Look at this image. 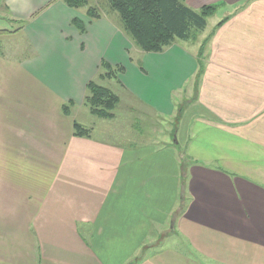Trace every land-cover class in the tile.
I'll return each mask as SVG.
<instances>
[{"label":"crops","instance_id":"0c3cea01","mask_svg":"<svg viewBox=\"0 0 264 264\" xmlns=\"http://www.w3.org/2000/svg\"><path fill=\"white\" fill-rule=\"evenodd\" d=\"M184 2L231 5L203 56L143 51L100 9L0 0L21 22L0 28V264H264V0ZM102 60L160 115L177 93L180 151L73 134Z\"/></svg>","mask_w":264,"mask_h":264},{"label":"trees","instance_id":"16d2710c","mask_svg":"<svg viewBox=\"0 0 264 264\" xmlns=\"http://www.w3.org/2000/svg\"><path fill=\"white\" fill-rule=\"evenodd\" d=\"M68 6L84 7L89 17L100 16L97 6L89 5L88 0H63ZM111 9L118 12L124 32L131 41L143 51H161L175 39H190L196 41L198 34L207 24V18L215 11L216 4H203L193 9L185 4L184 0H108ZM222 20L216 23L218 26ZM73 23L79 30L84 27L79 20ZM212 33V32H211ZM210 33V35H211ZM209 41V32L201 39L198 45L199 56L204 55L206 44ZM119 67H114L105 60L101 61L98 78L115 79ZM199 76V73H198ZM119 102V96L109 87L91 79L86 83V93L83 103L88 111L99 118H113V109ZM72 101L64 104L63 112L69 113ZM177 117H178V113ZM176 117V115H175ZM177 119V118H175ZM73 134L90 137L91 129L77 120L72 122ZM182 205L177 210L180 211Z\"/></svg>","mask_w":264,"mask_h":264},{"label":"rangeland","instance_id":"374dc122","mask_svg":"<svg viewBox=\"0 0 264 264\" xmlns=\"http://www.w3.org/2000/svg\"><path fill=\"white\" fill-rule=\"evenodd\" d=\"M88 3L89 5L97 6L101 11H103L102 13L104 16L112 20L114 23L122 24L118 12L110 8L108 0H88ZM230 7L231 5L225 3L217 6L215 11L210 15V17L207 18L205 32H200L198 34L200 37H197L196 43L201 41V37H203L208 32V30L211 29L215 21L220 20L222 16L226 14V12L231 10ZM83 8L84 7H81L82 11H84ZM20 25V19H10L6 16V12L0 11V28H7L13 31ZM174 41L177 43L181 42L178 38ZM19 43L21 48H19V52L17 53H19V55H22V53L25 54L27 52L26 45L28 42L26 43L24 40H19ZM1 48H3L5 51L8 50L10 48V40L2 42ZM133 49L135 48L129 49V53L130 56H132V58L135 60L137 54ZM93 79L96 82L111 88L119 96V102L113 109V118H99L95 115H92L84 103L81 105L77 115L78 120L91 129L92 136L97 138L103 137L111 140L112 142H118L119 144L123 145L152 142L156 147H159L168 143L174 149V151H180V148L184 147L181 140L180 122H177L175 116L172 115L175 110L183 103V100L177 99V93L173 96V102L175 105L174 112L169 115H160L151 108L142 105L140 101H137L120 85L117 80H104L97 77H94ZM188 85L189 84H186L185 86L188 87ZM181 95L184 96L183 99L188 100V98H190V94H183L181 92ZM192 110H195L194 106L190 105V107H187L184 113L185 116H188ZM175 125L177 126L176 132H174ZM177 128H179L178 132ZM174 141H177V143ZM167 227L168 226H166L165 229H167ZM165 232H167V230H165ZM161 240L162 243L168 245H172L176 242L175 238L169 237H162ZM181 246L182 244L179 241L180 250H182ZM197 256L201 258V256Z\"/></svg>","mask_w":264,"mask_h":264}]
</instances>
